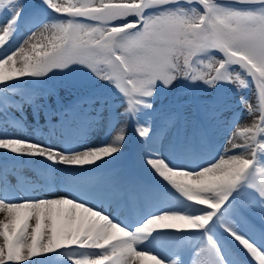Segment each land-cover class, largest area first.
I'll list each match as a JSON object with an SVG mask.
<instances>
[{
	"label": "snow or ice",
	"instance_id": "6c2138e0",
	"mask_svg": "<svg viewBox=\"0 0 264 264\" xmlns=\"http://www.w3.org/2000/svg\"><path fill=\"white\" fill-rule=\"evenodd\" d=\"M55 76L75 99L51 111L34 90ZM26 107L46 136L9 132ZM0 155L67 173L62 194H21L0 165V264H264V0H0Z\"/></svg>",
	"mask_w": 264,
	"mask_h": 264
},
{
	"label": "rangeland",
	"instance_id": "374dc122",
	"mask_svg": "<svg viewBox=\"0 0 264 264\" xmlns=\"http://www.w3.org/2000/svg\"><path fill=\"white\" fill-rule=\"evenodd\" d=\"M33 3H39L40 0H32ZM51 13L49 12L47 18L51 17ZM46 18V19H47ZM26 23L24 22V24H21V26H25ZM24 30V29H23ZM22 30V31H23ZM24 32V31H23ZM23 32L21 34H17L18 36H16L17 41L19 39H21ZM201 70L206 71L207 69L201 68ZM27 79V78H26ZM69 79V77H65V76H55L53 77L51 80H47L46 84L44 86H49L50 89H52L50 94H44L43 93V88H45L44 86L42 88H37L35 89V93H36V102L38 104H43L46 105L49 110L51 111H55L57 108H59V106L61 104H69L71 103L74 99H75V93L70 92L66 87H64V82L67 81ZM219 87V86H218ZM242 91L240 93V95H245L247 97H249L250 101L255 104L256 103V97L253 95V92L255 91V84L251 85L250 87H244V86H240ZM224 94L226 96H229L230 101L233 105L234 111L236 113V117H239V119L237 120L240 121L241 118V123L244 122L247 118H250L251 121L255 118H258L259 116V111L256 112L255 116H248L245 107L238 105L236 102L239 99V96L235 94L234 92V88L233 86H227L223 89ZM198 95L201 96H205L208 95L207 92H199L197 93ZM32 113V110L30 107H26V110L24 111L23 115V121L24 123H26V119L29 117V115ZM40 120L42 121L43 125H46V116L44 115L43 110L40 113ZM52 123H58V117H53L52 118ZM11 130H15L17 129L16 126L11 125L9 127ZM103 132H104V128H103V122L101 124V126L98 129V136L100 137L103 136ZM224 137V136H221ZM221 137L217 138V143H220L221 141ZM227 139V137H225ZM135 135L134 133H132V128H129V140H130V149L131 147L134 145L135 143ZM1 159H0V165H3L5 163H7L8 167L10 170H12L15 175H11L9 177V179L13 178L11 181L12 185L15 186V188L17 189L18 192H20L21 194H23V191L20 190V188L17 186L16 182H14V180L17 179V177L20 178H25L26 176H33V175H37L39 178L43 179L42 177L44 176L45 170H43L37 163L32 162L31 160L26 161V162H16V161H5L2 157V155H0ZM125 160H120L116 163H114L111 167L106 168L101 170L100 172H97L95 175L97 177L98 180H103L105 178V173L110 172L112 173L111 177H114L117 173H122L124 171V167H125ZM42 174V175H41ZM64 174V173H63ZM67 175L64 174V176H60L58 178V176L55 178L54 176L49 177L48 179H43L47 182V180H50V182L52 183H59V189L63 188L62 184L63 182L60 179H64L65 176ZM102 175V176H101ZM150 179V178H149ZM18 180V179H17ZM32 180V179H31ZM152 182V181H150ZM259 182V180L257 181ZM162 184V182H159ZM20 185L23 186V188H27L30 189L31 192H34V187L37 189V192H39L41 195L40 196H48V197H52L55 196L56 194L59 195V193H55L56 191H58L59 189H51L48 186H41L40 188L38 187L37 183H35L33 180L32 182L28 183V182H22L20 180ZM29 185V186H28ZM25 186V187H24ZM163 186V185H162ZM33 188V190L31 188ZM64 190V189H61ZM55 193V194H53ZM166 194V189L163 186V189L159 192V196L163 197ZM228 252H230L231 255H235L230 249H228ZM44 264H51L50 261H45ZM242 264V263H241Z\"/></svg>",
	"mask_w": 264,
	"mask_h": 264
},
{
	"label": "bare ground",
	"instance_id": "6f19581e",
	"mask_svg": "<svg viewBox=\"0 0 264 264\" xmlns=\"http://www.w3.org/2000/svg\"><path fill=\"white\" fill-rule=\"evenodd\" d=\"M26 34V29L24 30V32H23V35H22V37L24 36ZM21 37V38H22ZM14 39L15 40H17L16 39V37H14ZM251 118V117H250ZM250 118H247L244 122H242L241 123V118H240V121H238V125H239V127H244V126H247V125H250L251 124V119ZM239 119V117H237V120ZM39 120V119H38ZM38 120L37 119H34V117H33V115H32V113L29 115V117L26 119V122H27V125H26V128L24 129V130H18V129H15V130H11L10 128H9V132H14V134H17V135H22V134H28V135H32L33 134V132H34V130H35V135H43V136H46L48 133H41L40 131H38V126H37V124L39 123L38 122ZM100 127V126H99ZM99 127H97V128H95V129H93L90 133H89V136L87 137V139H88V141H98V140H102L104 137L103 136H101V138L100 137H97L98 136V129H99ZM132 131H134V129H132ZM226 136H224V137H221V141H220V144H223V142L226 140V138H225ZM237 139V142H239V139L240 138H236ZM229 147H230V145H229ZM0 159H1V157H0ZM64 166H61V168H63ZM64 174H66V173H64ZM64 174L62 173V172H58V171H54V175H58V178L60 177V176H64ZM22 180H25L26 182H28V183H30V182H32V180L34 181V180H40L38 177H35V176H32V178H31V176H26L25 178H21ZM32 179V180H31ZM62 182L64 181V179H60ZM46 184H48L47 182H46ZM42 185V183H39V186H41ZM57 185V186H56ZM56 185H55V189L58 187V189H59V183H57L56 182ZM61 189H63V188H60L58 191H56L55 193H59V194H62L63 193V191L64 190H61ZM55 193H53V194H55ZM35 195H41L39 192H37ZM57 195V194H56ZM123 218V217H122ZM127 222H129V223H131L132 222V218L131 219H128L127 220ZM145 264H151V262H149V261H145Z\"/></svg>",
	"mask_w": 264,
	"mask_h": 264
}]
</instances>
